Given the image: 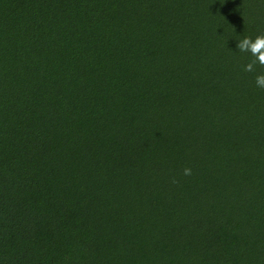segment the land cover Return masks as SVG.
I'll return each instance as SVG.
<instances>
[{
    "label": "trees",
    "instance_id": "1",
    "mask_svg": "<svg viewBox=\"0 0 264 264\" xmlns=\"http://www.w3.org/2000/svg\"><path fill=\"white\" fill-rule=\"evenodd\" d=\"M259 33L264 0H0V264H264Z\"/></svg>",
    "mask_w": 264,
    "mask_h": 264
},
{
    "label": "clouds",
    "instance_id": "2",
    "mask_svg": "<svg viewBox=\"0 0 264 264\" xmlns=\"http://www.w3.org/2000/svg\"><path fill=\"white\" fill-rule=\"evenodd\" d=\"M237 48L241 52L249 53L254 59L244 66L245 72H255L256 66L264 67V33L255 37L247 36L238 40ZM255 84L257 88L264 89V72L256 73ZM192 169L185 168L184 175H191ZM175 182V178H173Z\"/></svg>",
    "mask_w": 264,
    "mask_h": 264
}]
</instances>
